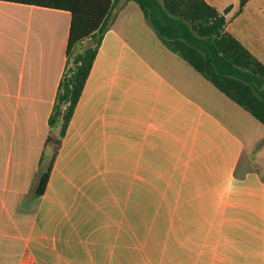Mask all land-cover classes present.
Returning a JSON list of instances; mask_svg holds the SVG:
<instances>
[{"label":"crops","instance_id":"0c3cea01","mask_svg":"<svg viewBox=\"0 0 264 264\" xmlns=\"http://www.w3.org/2000/svg\"><path fill=\"white\" fill-rule=\"evenodd\" d=\"M206 1L219 12L232 5L225 30L264 64V0L241 11L239 0ZM131 2L106 18L38 198L71 13L0 0V264H137L135 210L149 207L133 199L152 193L178 194V250H152L141 264H264V174L244 157L263 134L176 69L156 33L135 34ZM118 194L131 195L124 217V203L103 201Z\"/></svg>","mask_w":264,"mask_h":264},{"label":"trees","instance_id":"16d2710c","mask_svg":"<svg viewBox=\"0 0 264 264\" xmlns=\"http://www.w3.org/2000/svg\"><path fill=\"white\" fill-rule=\"evenodd\" d=\"M71 13L66 67L48 119L46 147H51L35 196L45 191L76 104L106 30V18L119 0H8ZM141 9L160 41L217 90L264 125V64L225 30L232 5L219 12L206 0H126ZM249 0H239L238 11ZM89 43L74 53L84 41ZM45 159V157H44ZM43 163V157L41 159ZM243 163L234 176L244 175Z\"/></svg>","mask_w":264,"mask_h":264},{"label":"rangeland","instance_id":"374dc122","mask_svg":"<svg viewBox=\"0 0 264 264\" xmlns=\"http://www.w3.org/2000/svg\"><path fill=\"white\" fill-rule=\"evenodd\" d=\"M222 3H230L235 0H221ZM135 11L132 10L129 18H131L130 27L136 31L135 34H138L139 37L142 36V39L150 42V37L152 33H155L151 25L147 20L141 16V11L137 8V4L131 2ZM238 6V2H237ZM264 10V8H263ZM88 42L77 46L74 50V53L81 52L83 48L88 46ZM159 45V44H158ZM160 48L162 46H159ZM162 51H166L167 58L170 63L178 69L179 67L187 68L198 75V80L201 81L210 91L218 95L220 98L226 99L230 105H232L235 112L239 114L240 119L246 126L255 129L259 134H263V138L256 143V145L244 153V157L247 160L246 168L253 169L260 173L264 174V126L258 122L253 116L248 112L243 110L241 107L230 101L225 97L220 91H218L208 80L196 72L187 62L181 59L178 54L169 52L165 47L161 48ZM168 51V53H167ZM171 53V54H170ZM197 77V76H196ZM48 156H50L51 147H48ZM111 199L103 198L104 202L110 201L118 202L122 206L120 217L126 215L125 204L131 202V195L127 194H118ZM142 198L140 200L139 198ZM140 201H139V200ZM133 201L139 205L148 206L147 209H138L135 210L136 219H135V254L137 258V264H141V258L148 259L149 256H152L154 251L160 252L161 255L164 252L165 256H170L176 249L175 245L178 247V194L174 193H162V194H146V195H134ZM136 204V206L138 205ZM121 208V206H120ZM152 250H154L152 252ZM178 250V249H176ZM167 252V254H166ZM164 255V254H163ZM142 256V257H140ZM173 256V254H172ZM153 257V256H152ZM165 259L164 261H168Z\"/></svg>","mask_w":264,"mask_h":264}]
</instances>
